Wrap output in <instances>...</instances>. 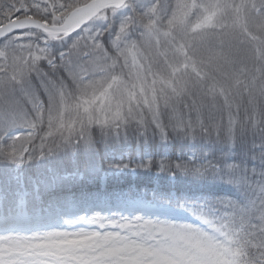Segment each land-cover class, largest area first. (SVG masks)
<instances>
[{
  "label": "snow or ice",
  "instance_id": "6c2138e0",
  "mask_svg": "<svg viewBox=\"0 0 264 264\" xmlns=\"http://www.w3.org/2000/svg\"><path fill=\"white\" fill-rule=\"evenodd\" d=\"M0 172V264H264V0H0Z\"/></svg>",
  "mask_w": 264,
  "mask_h": 264
},
{
  "label": "rangeland",
  "instance_id": "374dc122",
  "mask_svg": "<svg viewBox=\"0 0 264 264\" xmlns=\"http://www.w3.org/2000/svg\"><path fill=\"white\" fill-rule=\"evenodd\" d=\"M69 167H71L73 169L75 167V165L74 164H70ZM82 169H84L83 165H82ZM141 175H146L149 180H152L151 179V177L153 175L152 173H144V172H142ZM26 176L31 178L32 177V173L28 172V173H26ZM84 177L86 178L87 181H90V182L91 181H98V184L100 185L102 190L105 188V185H107L108 183H110L111 185H115V186H119L120 184H123L125 186L124 189H127V185L128 186L131 185L132 188H135L137 186V184L134 183V182H136V180H139L140 182H144L146 184H149V182L144 181L141 178L136 177V176L125 177V178H122L119 181L114 180L111 177L110 174H106V173H99V174H95V175L86 174V175H84ZM152 183H154V181H152ZM120 189H111V191H107V192H119Z\"/></svg>",
  "mask_w": 264,
  "mask_h": 264
},
{
  "label": "trees",
  "instance_id": "16d2710c",
  "mask_svg": "<svg viewBox=\"0 0 264 264\" xmlns=\"http://www.w3.org/2000/svg\"><path fill=\"white\" fill-rule=\"evenodd\" d=\"M69 165H70V164H69ZM69 165H68V168H69V170H71L72 168L69 167ZM73 169H74V168H73ZM73 169H72V170H73ZM80 170H81L82 173L84 172V169H82V165H81ZM30 173H32V172H30ZM25 175H26V174H25ZM85 175H86V174H85ZM0 178H2V172H0ZM139 178H141V179L144 180V181L149 182V184H146V183H144V182H140L139 180H136V182H134V183H136L137 185L141 186V188H143V187L146 186V185L150 186L151 183H152V180H149V179L147 178L146 175H140ZM84 184H85V185H88L87 187H88L93 193L96 192L98 189H99V191L104 192V191H111V189L125 188V186H124L123 184H120L119 186H115V185H111L110 183H108L107 186H105V188L102 190L101 187H100V185H99V184L97 185V183L86 184L85 181H84ZM128 187H129V186L127 185V188H128Z\"/></svg>",
  "mask_w": 264,
  "mask_h": 264
}]
</instances>
